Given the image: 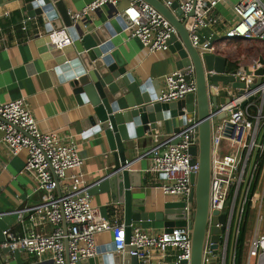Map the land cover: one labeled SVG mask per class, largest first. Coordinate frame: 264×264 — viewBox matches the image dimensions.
<instances>
[{
  "label": "built area",
  "instance_id": "1",
  "mask_svg": "<svg viewBox=\"0 0 264 264\" xmlns=\"http://www.w3.org/2000/svg\"><path fill=\"white\" fill-rule=\"evenodd\" d=\"M118 1L93 0L71 13V20L75 24L105 4L116 5ZM126 1L118 14L124 13L128 19L130 36L139 40L147 53L169 50L171 37L176 34L170 22L142 0ZM160 1L171 9L172 0ZM175 1L181 11L178 19L184 22L192 45L202 50L201 57L205 52L222 56V51H228L229 54L223 57L227 64L232 62L236 65L232 70L226 67L221 73L205 70L209 102L212 96L224 102L215 111L210 110L212 168L204 261L214 255L209 248L213 243L212 228L222 226L220 222L212 223L214 211L226 215L224 231L218 234L220 263L226 264L229 246L234 254L233 243H230L238 237L245 205L254 184L255 190L250 196L252 220H248L243 264H250L251 259H255V264H264V0H237L231 7L234 21L218 38L212 34L204 36L201 32L217 22L214 9L224 0ZM32 24L35 31L28 38L48 36L47 46L50 48H61L71 43L65 26L46 32L38 28L35 20L26 17L21 20V29L27 31ZM3 40L0 28V42ZM259 69H262L261 73L257 72ZM214 74L231 76L233 80L227 83L211 81L210 76ZM233 82L242 86H233ZM195 90L191 67L174 69L163 75L161 93L156 100L178 101ZM219 114L224 116L217 118ZM187 120L190 122L178 134L169 135L135 159L147 158L150 161L143 172L153 176L149 183L158 187L163 195L185 201L191 191L190 176L197 169L196 164H191L188 152L195 142L197 123L195 118ZM0 132V140L12 155L23 148L27 150L23 171L34 175L37 189L44 193L37 204L13 213L22 221L24 213L31 212L30 218L36 224L52 226L50 232L31 231L21 235H14L6 229L3 231L5 240L0 241V246L34 255L41 264L45 255L51 264H66V239L69 263L76 264L78 260L97 255V235L110 231L114 251L121 252L126 245L135 246L136 251L132 254L137 255L141 264H153L152 257L156 252L162 257L188 259V237L167 239L162 233L150 234L139 224L132 223L126 242L125 224L119 218L117 208L110 217L104 216L88 195L76 197L84 188L54 195L53 191L65 180L67 170L79 167L82 159L73 143L64 142L53 131L39 128L24 98L0 103ZM174 137H179L175 144L171 143Z\"/></svg>",
  "mask_w": 264,
  "mask_h": 264
},
{
  "label": "water",
  "instance_id": "2",
  "mask_svg": "<svg viewBox=\"0 0 264 264\" xmlns=\"http://www.w3.org/2000/svg\"><path fill=\"white\" fill-rule=\"evenodd\" d=\"M30 16H39L45 31L65 26L70 34L71 43L61 48L47 46L48 36L42 37L40 49L44 52L47 66L60 75V80L67 81L79 104L88 107V113L82 125L85 135H98L111 154L110 171L87 185L76 197L93 196L109 192L112 202L123 208L126 242H128L131 225L138 221H155L167 239H184L188 237L190 247L188 259L177 260L170 257L159 264H221L218 253V234L224 231L226 215L218 211L212 213V223L220 222V228L213 227L211 233L214 255L204 261V251L208 236L210 218L209 197L212 168V133L210 110L215 111L223 99L208 98L205 70L221 73L227 67V60L215 53H204L192 45L184 22L178 19L181 11L178 2L172 0L171 9L160 0H142L155 8L175 28L171 37L169 50L176 61V69L188 66L193 71L196 90L178 101L160 102L156 98L161 89L151 91V79L137 81L128 71L127 60L122 55L114 40L117 33L127 28L129 21L124 13L100 22L88 30L82 24H73L71 11L64 0H21ZM174 10V12H172ZM193 10L191 11V15ZM81 23V22H80ZM46 55V56H45ZM263 60L261 59V63ZM262 72V69L257 71ZM211 81L227 83L231 76L214 74ZM154 85L155 83L152 82ZM233 86H242L233 82ZM224 114L217 115V118ZM195 118L197 123L195 142L189 147L191 164L197 169L191 174V191L188 200L161 201L156 211H146L145 192L141 187L140 171L133 169L135 158L127 154L132 146L131 139L145 133L176 135ZM179 137H174L175 144ZM138 190V191H137ZM59 192V187H57ZM60 195V193H59ZM187 207V209H186ZM10 214L0 207V241L5 240L3 231L10 224ZM65 232V221H62ZM65 244L66 264L69 263L67 240ZM11 251L18 262L19 250L3 247ZM97 248V253H99ZM135 246L126 245L121 252L114 251L113 242L108 255H95L76 261V264H141Z\"/></svg>",
  "mask_w": 264,
  "mask_h": 264
},
{
  "label": "crops",
  "instance_id": "3",
  "mask_svg": "<svg viewBox=\"0 0 264 264\" xmlns=\"http://www.w3.org/2000/svg\"><path fill=\"white\" fill-rule=\"evenodd\" d=\"M71 13L78 11L85 4L93 0H64ZM237 0H224L214 9L217 22L210 28L202 30V35L210 34L220 37L234 21L231 7ZM126 0H119L116 5L105 4L77 23L84 29H92L100 22L109 20L122 12ZM8 14L4 15L3 12ZM30 17L37 22L38 28L45 31L39 16H30L21 0H0V28L4 40L0 42V103H6L18 98H24L26 107L34 115L42 131H53L66 143H73L82 159L79 167L69 169L65 180L53 191L54 195L67 191H78L110 171L111 154L98 135H85L82 125L83 119L89 112L85 104H79L75 99L67 81L60 80V75L47 66L44 52L41 51L40 39L32 38L33 24L29 29H21V20ZM81 22V23H80ZM76 23V24H77ZM114 40L122 55L127 60L128 71L141 83L150 80V90L162 88L164 74L176 69V61L170 50L147 53L139 40L130 36V30L124 28L115 36ZM254 41H251L252 44ZM258 43V42H257ZM260 44V43H259ZM222 51V56L228 55ZM46 56V55H45ZM169 134L148 135L131 139L132 146L128 151L129 157L135 159L149 150L152 146L163 141ZM1 138V132H0ZM27 157V150L21 149L12 155L6 145L0 140V207L10 214L12 221L7 225L14 235H21L31 231L50 232V224H36L30 218L31 212H25L22 221L13 212L37 204L42 200L43 192L37 189L34 175L23 171ZM134 159V160H135ZM136 161V160H135ZM150 161L146 158L137 160L133 169L140 171L141 187L145 192L146 211H156L157 203L161 201H175L179 198L163 195L158 187L149 183L153 176L143 171ZM137 190V191H138ZM100 212L107 217L117 208L119 218L124 222L123 208L112 202L110 193L104 192L89 196ZM180 200V199H179ZM150 234H160L162 230L155 221H138ZM98 256L108 255L112 243V233L103 231L96 237ZM19 261L11 251H3L0 246V264H41L38 257L19 250ZM42 264H51L45 255ZM170 257H162L159 252L152 257L153 264H159Z\"/></svg>",
  "mask_w": 264,
  "mask_h": 264
},
{
  "label": "trees",
  "instance_id": "4",
  "mask_svg": "<svg viewBox=\"0 0 264 264\" xmlns=\"http://www.w3.org/2000/svg\"><path fill=\"white\" fill-rule=\"evenodd\" d=\"M236 67L235 63L228 62L227 69L232 70ZM255 190V185L251 186L250 194H249V201L245 205L244 209V220L240 224V231L238 237L235 238L230 244L233 243L234 246V254L230 252V246L228 249V254L226 256V264H243L244 259V241L246 238V233L248 229V220H252V212H251V203H250V196ZM234 256V258H233Z\"/></svg>",
  "mask_w": 264,
  "mask_h": 264
},
{
  "label": "rangeland",
  "instance_id": "5",
  "mask_svg": "<svg viewBox=\"0 0 264 264\" xmlns=\"http://www.w3.org/2000/svg\"><path fill=\"white\" fill-rule=\"evenodd\" d=\"M241 48V47H240ZM238 53H240V51H237ZM231 59V58H230ZM263 210V209H262ZM250 264H255V259H251Z\"/></svg>",
  "mask_w": 264,
  "mask_h": 264
}]
</instances>
